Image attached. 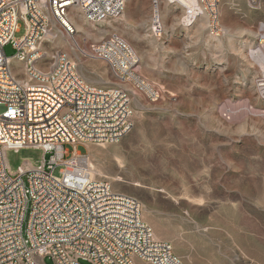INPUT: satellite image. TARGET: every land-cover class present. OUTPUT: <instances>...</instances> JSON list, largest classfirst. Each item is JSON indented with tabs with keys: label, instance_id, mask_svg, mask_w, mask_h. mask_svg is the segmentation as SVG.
<instances>
[{
	"label": "rangeland",
	"instance_id": "rangeland-1",
	"mask_svg": "<svg viewBox=\"0 0 264 264\" xmlns=\"http://www.w3.org/2000/svg\"><path fill=\"white\" fill-rule=\"evenodd\" d=\"M152 1L127 0L121 20L102 27L74 20L81 46L114 31L139 58L130 85L133 130L119 144L78 151L89 155L97 178L141 201L156 237L185 263L264 264V56L254 34L260 15L247 0H225L220 34H213L206 17L186 27L184 11L162 0L164 34L155 38L148 31ZM25 33L21 21L16 38ZM42 48L77 57L66 37ZM6 53L14 54L11 45ZM79 71L95 85L111 80L101 61L81 60ZM7 158L17 173L47 155L24 148ZM44 263L56 264L50 257Z\"/></svg>",
	"mask_w": 264,
	"mask_h": 264
},
{
	"label": "built area",
	"instance_id": "built-area-1",
	"mask_svg": "<svg viewBox=\"0 0 264 264\" xmlns=\"http://www.w3.org/2000/svg\"><path fill=\"white\" fill-rule=\"evenodd\" d=\"M166 1L190 19L184 26L206 17L211 33L220 34L225 0ZM247 1L260 15L255 45L264 56V0ZM126 3L0 0V264H45L46 257L56 264H187L172 243L156 237L141 201L97 178L89 155L78 151L79 146L119 144L134 128L130 85L138 56L114 31L88 48L81 46L74 21L79 17L93 27L115 23ZM152 3L148 31L161 38L163 1ZM21 21L26 33L16 38ZM60 37L72 41L77 57L42 48ZM81 60L103 62L111 80L90 83L79 71ZM24 148L41 149L47 158L12 173L7 154ZM58 167L61 177L54 175Z\"/></svg>",
	"mask_w": 264,
	"mask_h": 264
},
{
	"label": "bare ground",
	"instance_id": "bare-ground-1",
	"mask_svg": "<svg viewBox=\"0 0 264 264\" xmlns=\"http://www.w3.org/2000/svg\"><path fill=\"white\" fill-rule=\"evenodd\" d=\"M78 28H82V26L80 25V26H78ZM254 53V52H253ZM264 86V85H263ZM264 88V87H263ZM91 166L93 167V165L91 164ZM93 173L96 175V173L97 172H95V170H94V167H93Z\"/></svg>",
	"mask_w": 264,
	"mask_h": 264
},
{
	"label": "crops",
	"instance_id": "crops-1",
	"mask_svg": "<svg viewBox=\"0 0 264 264\" xmlns=\"http://www.w3.org/2000/svg\"><path fill=\"white\" fill-rule=\"evenodd\" d=\"M139 264H142V263H139Z\"/></svg>",
	"mask_w": 264,
	"mask_h": 264
}]
</instances>
